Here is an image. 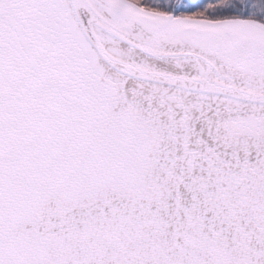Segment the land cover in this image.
<instances>
[{
  "label": "snow or ice",
  "instance_id": "obj_1",
  "mask_svg": "<svg viewBox=\"0 0 264 264\" xmlns=\"http://www.w3.org/2000/svg\"><path fill=\"white\" fill-rule=\"evenodd\" d=\"M0 264H264V0H0Z\"/></svg>",
  "mask_w": 264,
  "mask_h": 264
}]
</instances>
